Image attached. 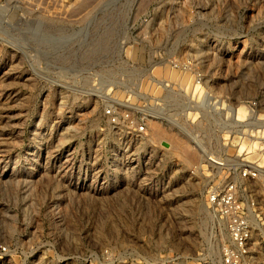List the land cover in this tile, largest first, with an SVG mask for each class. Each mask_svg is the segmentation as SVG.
<instances>
[{"label": "rangeland", "instance_id": "rangeland-1", "mask_svg": "<svg viewBox=\"0 0 264 264\" xmlns=\"http://www.w3.org/2000/svg\"><path fill=\"white\" fill-rule=\"evenodd\" d=\"M173 60L264 96V0H0V264H222L192 131L104 116L159 96Z\"/></svg>", "mask_w": 264, "mask_h": 264}, {"label": "built area", "instance_id": "built-area-1", "mask_svg": "<svg viewBox=\"0 0 264 264\" xmlns=\"http://www.w3.org/2000/svg\"><path fill=\"white\" fill-rule=\"evenodd\" d=\"M168 63L164 67L180 77L159 82V96L146 95L140 104L128 98L129 103L123 104L120 96L117 99L110 94L104 116L109 124L122 126L142 141L148 137L151 121L165 123L172 130L189 128L194 147L203 151L208 166L219 172L206 197L228 234L221 249L222 264H262L264 96L242 101L230 94H215L208 89L206 78L196 72L194 62ZM240 109L245 113L242 117ZM171 264L177 263L172 259Z\"/></svg>", "mask_w": 264, "mask_h": 264}, {"label": "bare ground", "instance_id": "bare-ground-1", "mask_svg": "<svg viewBox=\"0 0 264 264\" xmlns=\"http://www.w3.org/2000/svg\"><path fill=\"white\" fill-rule=\"evenodd\" d=\"M165 73L166 74V76H174V74L175 73H173V71H171L169 68H166V67H160V68H157L156 70H155V73ZM241 112L243 113L242 114V116H244L245 115V113H244V110L242 109L241 110ZM241 116V117H242ZM240 117V116H239ZM154 127V126H153ZM156 127V126H155Z\"/></svg>", "mask_w": 264, "mask_h": 264}]
</instances>
